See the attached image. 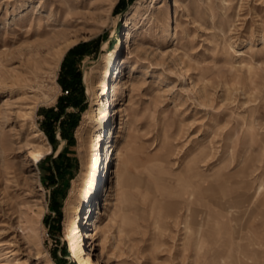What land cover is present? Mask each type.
<instances>
[{
    "label": "rangeland",
    "instance_id": "obj_1",
    "mask_svg": "<svg viewBox=\"0 0 264 264\" xmlns=\"http://www.w3.org/2000/svg\"><path fill=\"white\" fill-rule=\"evenodd\" d=\"M127 30L137 41L130 53ZM84 42L80 87L67 92L61 63ZM115 84L123 126L116 143L132 130L136 167L123 211L110 221L103 212L113 211L115 196L104 204L99 185L93 245L73 204L100 177L109 125L98 110L113 112ZM60 97L53 145L41 123ZM65 112L78 114L69 142L60 135ZM47 141L35 165L28 152ZM263 174L264 0H0V264H83L89 256L95 264L101 247L109 264H215L209 250L221 245L206 236L197 248L185 205H173L176 192H194V206L225 220L220 196L252 192Z\"/></svg>",
    "mask_w": 264,
    "mask_h": 264
},
{
    "label": "bare ground",
    "instance_id": "obj_2",
    "mask_svg": "<svg viewBox=\"0 0 264 264\" xmlns=\"http://www.w3.org/2000/svg\"><path fill=\"white\" fill-rule=\"evenodd\" d=\"M123 42V52L125 51V49H127V52L130 53L132 44L137 41L130 33V31L127 30L125 40ZM75 43L76 41H70L67 45V48ZM63 54L64 50L60 52L59 59L62 58ZM103 72L104 76H106L110 73V70L106 68ZM97 82L98 80L93 81L91 87L94 88ZM123 83L125 84L126 81H123ZM116 85L117 84H115L112 89V102L114 104L113 112L108 111L106 108H99L98 110L99 116L97 118H99L100 120H104L107 118V123L109 125V129H107L104 137V155L101 159V168L99 167L100 177L96 179L95 175L90 181L89 189L84 193L81 200H79L76 204H73V209L75 211L83 210L84 215L82 216V218L84 219L86 228L82 230V237L89 239L90 244L93 245H98L97 240L98 233L100 231V215H95L94 211L92 210L95 197L98 193L99 185L102 182H104V184L106 185V192L104 193V204H108L110 202L112 195L115 196L114 198L116 200V204L113 211L111 213H106L103 210V213L107 216V220L110 221L113 219V216L121 214V211H123V204L127 198L128 190L130 187L129 185H131L130 182L133 178L134 169L136 167L134 154V134L132 133V130L130 129L127 133V138L126 140L124 139L125 142H122L123 145H118L116 143V141L119 140L122 134L121 129L123 127L122 122L118 121V119H120L118 116L120 115L122 109L119 106L121 102L118 100L119 98L116 90ZM31 111L32 110H30V112ZM112 116L118 117L115 121L114 127L110 126V123H112ZM38 132L44 134V132L39 128ZM47 144L48 147L45 150H29L28 155L32 163H34L35 165L39 164L42 160V156L46 154V152L49 153L51 145L48 141ZM196 168L198 169V167ZM189 176H191V174H189ZM246 181L242 180L243 183H247ZM221 184H223V182L219 185ZM235 184L236 183H234V185ZM242 186L246 188L245 184H243ZM220 187L223 188L222 186ZM176 193L180 197L178 198V200H176V202H174L173 205H185V223L188 232L187 234L194 236L199 245V247L197 248L200 249L201 245L207 241L206 236L211 237L212 244L214 243L221 245L216 248L215 246H213L214 248L209 250L213 252L212 256L215 258V264H264V174L259 178L258 184L252 192L240 190L238 193H235L233 195L227 196L226 193H223L220 198L217 196L219 198L218 203L221 206V214L225 217V220L213 219L214 215L212 216L210 211L207 209L209 207L208 205V207L204 205L207 208H198L194 206L197 201L194 192L189 191L187 196H184L181 191H177ZM214 202L215 201H213V203ZM44 209L45 207H38L34 214H36V216L40 219L42 217ZM98 212L101 214L102 211L99 210ZM72 223L73 225L71 227V232L73 233V240L75 239V245H73L72 247L73 252L76 254V250L80 249L78 243L76 242L78 226H76L75 221H73ZM219 223L222 224L223 229L221 230L222 233L218 236V233L221 232L219 230ZM98 250L97 261L95 264H109L108 259L104 254L103 248L101 247ZM93 262L94 261L90 259V256L82 258L83 264H94ZM51 263L53 264L52 261ZM3 264H5V262Z\"/></svg>",
    "mask_w": 264,
    "mask_h": 264
},
{
    "label": "trees",
    "instance_id": "obj_3",
    "mask_svg": "<svg viewBox=\"0 0 264 264\" xmlns=\"http://www.w3.org/2000/svg\"><path fill=\"white\" fill-rule=\"evenodd\" d=\"M89 43L84 42L77 44L71 47L67 53L65 54L63 61L61 63L60 74L58 77L59 84L63 89L67 92L71 93L80 87V71L78 70V60L79 58L87 51ZM70 89V90H69ZM71 97L67 96V99ZM65 99L64 97H60V101L58 102V111L55 113L54 116L47 115L45 116V120L41 123L42 130L48 136L50 142L54 145L56 143V138L54 134V124L58 121L59 116L64 113L65 105L62 104V100ZM52 112L53 109H50ZM78 121V114L74 113H67L65 112L64 117L60 120V135L67 139L68 142L73 140L72 131ZM63 153L60 152L58 157H62ZM54 170H59V166L54 163Z\"/></svg>",
    "mask_w": 264,
    "mask_h": 264
}]
</instances>
